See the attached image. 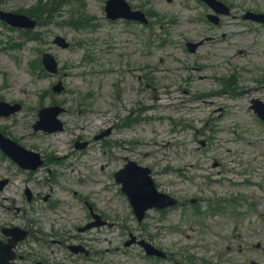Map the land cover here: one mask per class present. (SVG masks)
I'll return each mask as SVG.
<instances>
[{
    "label": "rangeland",
    "instance_id": "374dc122",
    "mask_svg": "<svg viewBox=\"0 0 264 264\" xmlns=\"http://www.w3.org/2000/svg\"><path fill=\"white\" fill-rule=\"evenodd\" d=\"M47 1L56 2L5 0L1 7L23 13ZM106 1L62 0L57 11L40 19L36 35L0 24V101L23 106L19 114L0 118V130L47 159L30 173L0 155V181H9L0 190V229L31 228L33 240L20 249L55 264H156L141 248L125 247L131 232L148 234L172 252L173 264H189L187 254L217 264H264V124L250 109L252 99L264 102V28L247 27L240 18L208 24L209 10L198 0H128L157 16L149 27L128 25L107 20ZM239 1L264 12V0L226 2L236 7ZM40 7L48 13L46 5ZM72 17L94 21L74 26ZM57 35L71 48L53 45ZM206 39L211 41L195 53L185 48L188 41ZM45 52L59 62L56 77L40 69L39 53ZM229 79L235 98L224 91ZM58 81L65 86L60 95L52 92ZM207 92L217 96L201 99ZM52 105L66 109L60 117L65 130L35 133L39 110ZM135 116L139 122L124 127ZM114 125L122 126L109 139L95 141ZM77 141L88 142V148L76 149ZM125 158L152 168L160 191L187 205L164 218L151 212L140 226L110 178ZM228 193H253L260 205L238 219L193 215L192 199ZM83 202L92 203L109 226L81 233L92 221ZM209 208L200 204L204 214ZM70 244L98 255L74 256Z\"/></svg>",
    "mask_w": 264,
    "mask_h": 264
},
{
    "label": "water",
    "instance_id": "95a60500",
    "mask_svg": "<svg viewBox=\"0 0 264 264\" xmlns=\"http://www.w3.org/2000/svg\"><path fill=\"white\" fill-rule=\"evenodd\" d=\"M209 4H214L215 1L213 0H205ZM218 5V4H216ZM107 12L109 13V17L113 19L125 17V18H132V13L129 12V8L127 5L124 3L122 0H113L108 4L107 7ZM0 18L6 20L8 23H10L13 26H19V27H24V28H33L35 26V23L30 21L28 18L23 17V16H15L11 14H2L0 13ZM56 44L63 48H67L68 44L63 38L58 37L55 41ZM44 64L46 68L51 72V73H56L57 72V63L54 60V58L50 55H45L44 56ZM62 87L59 85L55 88V91L61 92ZM1 107V105H0ZM19 109V107H17ZM49 111L52 112L51 119H52V125L53 128H48L49 121L47 119V116L45 115L46 112L42 111L41 112V122L38 123L36 126V129H44L48 131H56L58 129H62V124L56 120V117L59 115L61 110L59 108H53L50 109ZM3 113V112H0ZM7 114V113H6ZM6 141L0 136V145L2 147H5ZM9 154L16 160L18 161L21 165L27 168H34L36 169L40 164H34V165H25L23 161L20 159V157L16 156L14 153L9 152ZM142 172V171H141ZM138 172V171H125L121 173L120 177H118L119 181H123L124 184V190L128 191V194L130 196V199L134 205L135 208V213L137 216L142 219L144 212L150 208L154 207L155 205H159L160 202L164 203L162 204V207H165L166 205L172 204L170 200L167 198L160 196L157 194L154 185L148 180L147 178V173L144 172ZM128 189V190H127ZM131 189V190H130ZM165 200L169 203H166ZM166 204V205H165ZM143 205H145L143 207ZM147 250L149 253H154L155 250L147 246Z\"/></svg>",
    "mask_w": 264,
    "mask_h": 264
},
{
    "label": "flooded vegetation",
    "instance_id": "af4514ba",
    "mask_svg": "<svg viewBox=\"0 0 264 264\" xmlns=\"http://www.w3.org/2000/svg\"><path fill=\"white\" fill-rule=\"evenodd\" d=\"M112 131L114 132V128H112ZM198 200V199H197ZM196 200V201H197ZM168 259H166V260H163V259H158L157 260V264L159 263V264H161V263H163V262H166Z\"/></svg>",
    "mask_w": 264,
    "mask_h": 264
},
{
    "label": "bare ground",
    "instance_id": "6f19581e",
    "mask_svg": "<svg viewBox=\"0 0 264 264\" xmlns=\"http://www.w3.org/2000/svg\"><path fill=\"white\" fill-rule=\"evenodd\" d=\"M213 102H214V101H212L211 103L214 104Z\"/></svg>",
    "mask_w": 264,
    "mask_h": 264
}]
</instances>
